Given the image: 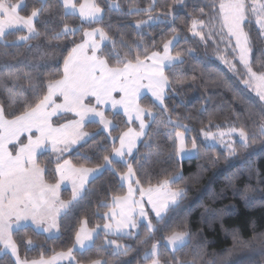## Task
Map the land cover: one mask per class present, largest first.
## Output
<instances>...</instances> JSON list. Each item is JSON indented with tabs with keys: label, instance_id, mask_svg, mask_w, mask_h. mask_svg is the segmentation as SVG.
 <instances>
[{
	"label": "snow or ice",
	"instance_id": "obj_1",
	"mask_svg": "<svg viewBox=\"0 0 264 264\" xmlns=\"http://www.w3.org/2000/svg\"><path fill=\"white\" fill-rule=\"evenodd\" d=\"M59 2L62 3L66 15L78 12L79 17L89 24L101 23L103 20L104 9L96 0H84L79 6L74 0ZM174 2L183 4V0ZM25 7L24 0H0V43L5 49L19 47L23 42L30 52H34L35 56L43 60L47 52L41 46L29 43L30 41L41 37L49 42L60 40L81 30L64 24L60 31H56L54 27L48 26L51 22H45L44 31H41L37 28L36 21L45 14L52 15L56 4L40 0L39 7H33L28 15H21ZM120 7L118 0H110V9ZM164 7L168 10L163 15L171 17V23L174 24L177 19L174 5ZM209 7L215 9L214 15H208L201 9L199 16L191 19L189 31L205 43L219 36L217 46L219 43H225L224 54L219 58L229 64L232 70H236V65L228 60V55L238 60L249 76L245 83L252 84L254 81L259 101L264 102V71L253 70L254 49L250 31H246V28L250 29L255 25L259 36L264 38V0H219L218 9L215 3ZM155 9L156 0H152L147 8L135 9L137 13L147 16V19L136 21V29H142L154 22H168L159 15L154 16ZM206 15L207 20L204 18ZM205 29H208L207 33ZM20 32L26 34L18 35L13 41L7 40L8 36ZM178 39V36H174L165 41L162 54L159 51L149 53L147 46L141 51L140 43L128 44L123 39L118 42L112 39L104 28L96 27L83 31L82 42L75 44L63 57L62 71L50 73L46 79L34 75V72H39V64L33 65V71L17 69L0 73V87L8 94V106L18 104L21 109L17 114L15 111H7L5 105L0 104V245L3 246L0 247V253L9 251L16 258L15 264H55L58 259L64 258L71 264L75 260L74 248L78 246L83 252L94 246L101 231L106 237H133L139 236L143 227L146 229V236L141 243H147L157 229L144 207L145 197L158 221L165 220L169 213L176 211L185 190L173 189L172 185L182 181L183 176L177 174L155 186L149 182V186L145 188L136 178L137 173L133 165L128 163L125 157L133 156V150L138 151L137 140L148 135L145 130L149 124H146L145 118H151L152 122H155V113L151 108L142 107L139 103L141 90L147 89L163 111H167L164 103L167 93L176 91L177 87L185 82L186 77L182 73H179V78L176 79H170L166 74V71L173 72L184 63L180 51H176L175 55L171 54L174 41ZM133 47L136 49L134 55ZM260 55L264 56V51L260 52ZM112 60H115V64L111 63ZM261 68H264V64H261ZM21 80L28 81V89L18 93L16 86ZM9 82L12 87H9ZM23 91H31L32 97H25ZM109 107L113 110L122 109L128 126L126 131L111 137V153L103 156V160L109 167L118 162L125 164L127 172L121 175V179L128 181L127 194L113 195L111 204L101 202L100 206L108 209L102 214V219L106 222L88 229L87 221H82L80 229L75 233L73 247L68 248L66 252L56 253L50 259L41 256L38 260H21L18 244L13 238L14 224L19 230L27 227L26 222L30 220L37 228L46 224L44 232H50L52 229L59 231L57 218L61 209L68 206L59 200L60 184L65 180L72 181L75 200L89 175L101 171V167H77L67 159L62 160V155L86 137L94 135L83 131L86 122H98L105 130L115 127L106 116L105 110ZM115 114L118 115L119 112ZM259 115L260 122H253L257 131L249 132L243 126L231 124L224 128L221 125H213L209 119V126L202 128L201 134L205 141H212L213 145L217 142L221 144L229 157H236L237 144L240 149H248L258 138L264 137V108ZM136 121H139L138 130L131 127ZM213 126L216 128L215 132L212 131ZM164 127L172 128V132L165 136V140L171 142L172 152L169 154V160L172 156L183 159L199 155L196 138L191 139L189 147L186 142L188 126L180 123L179 118L173 120L169 117ZM233 136H238L239 140H233ZM146 147H153L151 138ZM48 150L56 154L54 174L58 175V179L55 183L48 182L47 164L42 167L39 159V156ZM163 152L164 148L157 144L155 152L151 155L159 161ZM242 171H247L249 176L256 175L258 183H264V179H259L260 174L251 165ZM238 175L239 173H234L230 183ZM252 191L249 186H245L241 194L251 201L254 199L249 196ZM137 192L139 199L135 198ZM223 211L225 210H221ZM211 216L216 219L218 213L213 212ZM144 221L146 223H143ZM191 238L192 234L185 222L169 231L160 241L152 243L150 250L144 252L143 260H150L151 264H198L195 257L186 261L176 256L178 251L188 245ZM27 244L33 245V240L29 238ZM105 247H113V253L118 256H127L133 250L130 245H121L115 239L105 240ZM167 249H171V258L164 261L161 259V251ZM88 264L110 262L90 259Z\"/></svg>",
	"mask_w": 264,
	"mask_h": 264
},
{
	"label": "trees",
	"instance_id": "obj_2",
	"mask_svg": "<svg viewBox=\"0 0 264 264\" xmlns=\"http://www.w3.org/2000/svg\"><path fill=\"white\" fill-rule=\"evenodd\" d=\"M48 2L56 4V7L52 15L45 14L38 18L36 25L39 30L44 31L45 22H51L48 26L54 27L56 31H60L64 24L74 27L81 23L77 15L65 14L59 0ZM96 2L104 9V14L102 22L94 24L104 28L109 36L118 42L121 39L128 44L138 42L141 44V51L147 46L150 53L160 50L163 43L173 35L179 37L171 52L175 55L176 51H180L184 63L173 72L166 71V74L170 79H176L179 78V73H182L186 77L185 82L177 87L176 91L167 93L164 102L167 111H163L162 107L148 96L141 98L140 103L155 113V122H148L149 127L145 130L148 135L139 141L138 151L135 150L127 162L133 165L137 173L136 178L141 181L143 187H148L149 182L155 186L166 178L182 175L183 180L177 181L172 187L183 188L185 195L176 211L169 213L165 220L158 221L145 205L149 219L157 229L147 243H141L146 236V229L143 227L139 236L133 237H106L101 231L94 246L83 252L73 250L75 260L71 264H88L90 259L107 260L110 264H146L148 261L143 260V255L151 248V244L160 241L169 231L185 222L192 238L187 246L176 253L178 258L187 261L195 257L198 264H264V183H258L256 175L249 176L247 171H242L251 165L260 174L259 179H264V137L258 138L248 149H240L237 144L236 157H229L227 151L220 146L204 144L201 138V129L209 126V119L213 125L227 127L231 124L243 126L249 132L257 131L253 122H260L259 113L264 108V102L259 101L258 96L243 83L246 77L243 65L234 60L232 55H228L236 65V70H232L216 58L225 47V43H219L217 46L219 36L205 43L189 31L191 19L199 16L201 9L208 15H214L215 9L209 6L215 3L218 9L219 0H183V4H176L174 0H156L153 15H159L168 22H154L142 29H136L135 23L137 20L147 19V16L137 13L135 9L147 8L152 0H118L120 9H110L107 0ZM25 5L21 15H28L33 7H39L40 0H25ZM165 5H174V14L177 17L174 24L171 23V17L163 15L168 10ZM208 15L204 17L206 20ZM92 24H84L83 27ZM78 29L81 30L75 35H68L60 40L49 42L41 37L30 41L29 43L39 45L47 52L43 60L35 56L34 52H30L23 42L19 47L7 49L0 43V73L17 69L33 71L34 64L40 65L39 72H34V75H39L41 79H46L50 73L57 70L62 71L63 57L82 37V28ZM246 31H250L254 49L253 70L264 71V68H261L264 56L260 55V52L264 51V40L259 36L255 25L250 29L246 28ZM23 33L8 36L7 40L13 41ZM135 51L133 47V55ZM111 63L115 64V60ZM9 87H12L11 82ZM25 89H28V81L21 80L16 86V91L19 93ZM23 95L32 97L31 91H23ZM0 104H4L9 112L15 111L19 114L21 111L18 104L8 106V94L3 87H0ZM114 116L118 117L121 124L111 129V136L104 131H98L86 141L77 144L63 158L76 166L101 167V171L87 182L82 194L72 200L60 214L59 233L48 236L30 225L19 230L14 229L13 238L18 244L21 260L30 261L67 251L75 243V233L82 220H86L87 225L92 228L102 224V214L108 209L101 207V202L110 204L113 195L122 196L126 193L125 184L119 177L127 170L125 164L118 162L109 167L103 160V156L111 153V137L117 134V128L125 125L121 121L120 113L113 114ZM169 117L173 120L179 118L180 123L188 126V140L196 138L199 155L181 160L175 156H172L171 160L168 159L172 148L171 142L166 141L165 136L172 132V128L164 127V124ZM96 125L93 123L89 127L93 129ZM214 130L216 128L213 126L212 131ZM149 138L153 143L152 148L146 147ZM157 144L164 148L159 161L151 155L155 152ZM48 161L45 158L40 159L42 167L47 164L46 179L53 182L55 163ZM234 173L239 175L230 183ZM245 186L253 190L249 194L254 197L251 201L241 194ZM62 198L70 200L68 189H63ZM213 212L218 213L216 219H212ZM29 238L33 240L31 246L27 244ZM107 239H115L121 245H130L133 250L127 256L115 255L114 246L105 247ZM170 258V250L161 251L162 260L167 261ZM0 264H15V259L9 252H2Z\"/></svg>",
	"mask_w": 264,
	"mask_h": 264
},
{
	"label": "rangeland",
	"instance_id": "obj_3",
	"mask_svg": "<svg viewBox=\"0 0 264 264\" xmlns=\"http://www.w3.org/2000/svg\"><path fill=\"white\" fill-rule=\"evenodd\" d=\"M24 2H25V0H24ZM74 2L77 3V6H79V4H80V3H83L84 0H74ZM107 2H108V6H109V2H110V0H107ZM74 15H77V16L79 17V13H78V12L74 13ZM79 18H80V17H79ZM80 20H81V23L73 27V28H76V29H78V28H82V37L79 39V41H78L76 44L82 42L83 31H90L92 28L99 27L98 25H96V24H94V23H93L91 26H84V27H83L84 24H89V23H88L87 21L82 20L81 18H80ZM218 27H219V25L217 26V28H218ZM205 31L207 32L208 29H206ZM191 33H192V32H191ZM23 34H26V32H24ZM20 35H22V34H20ZM174 36H177V35H173V37H174ZM173 37H171V38H169V39H167V40H170V39H172ZM16 38H17V37H16ZM15 40H16V39H15ZM167 40H166V41H167ZM263 40H264V38H263ZM233 41H234V40H233ZM175 42H176V41H174V43H175ZM74 46H75V45H73V47H74ZM224 48H225V47H223L222 50H221V52L218 53V54L216 55V58H218V60H219L220 62H222L224 65H226L228 68H230V65H229V64L224 63V62L219 58L221 55L224 54ZM155 51H159V52H161V54H162V52H163V45L161 46V49H160V50H155ZM171 54H172V52H171ZM172 55H174V54H172ZM227 58H228V60H229L231 63H234L233 60H232L229 56H228ZM245 70H246V69H245ZM248 79H249V76H248V74H247V72H246V77H245V80H243V83H244V84H245L250 90H252V91L256 94V90H255V82L253 81L252 84H247V83H245V81L248 80ZM114 95H117V96H118L119 94H114ZM256 95H257V94H256ZM143 96H148L153 102H155L158 106H160V105H159V102H157V101L154 100V98H153V97L151 96V94L147 91V89H142V90H141L139 103H140V100H141V98H142ZM140 105H141L142 107H144L141 103H140ZM160 107H161V106H160ZM107 111H110V112H107ZM117 111L122 115L121 121H123V122L125 123V125H124V127L117 128L118 131H117V134H116L115 136H118L121 132L126 131V130H127V126H128L127 123H126V122H127V117L124 116L122 109L113 110V109H111L110 107L107 108V109L105 110L107 118L113 122V124L115 125V127L120 126L121 123L118 121V119H117L118 117H117V116H114V117H113V114H115ZM150 120H151V118L146 117V118H145V122H146V124H148V122H149ZM61 122H63V121H61ZM93 123H96L97 125H96L95 128L92 129V128L89 127V125H93ZM138 126H139V121H136L134 124L131 125V127H133V128L136 129V130H138ZM115 127H114V128H115ZM224 128H227V127H224ZM111 129H113V128H110V129H108V130H105V129L103 128V126L100 125L98 122H86L83 131H84V132H87V133H91V134H95V133L98 132V131H104L107 135H109V132H111ZM180 130L183 131V129H180ZM215 131H216V130H214L213 132H215ZM111 134H112V133H111ZM92 136H93V135H92ZM115 136H113V137H115ZM90 137H91V136H90ZM90 137H86L84 141H86V140L89 139ZM142 138H143V137H141V138H139V139L137 140V145L139 144V141H140ZM201 138H202L204 144H206V145H213V142H212V141H205V140H204V137H203L202 134H201ZM191 139H192V138H190V140H188V132H187V133H186V142L188 143V146H189V147H190V141H191ZM233 140L238 141V140H239V137H238V136H233ZM82 142H83V141H81L80 143H82ZM80 143H79V144H80ZM116 143H117V146H119V141H117ZM214 145H217V146H220V147L223 148V146H222L221 144H219L218 142L215 143ZM76 146H77V145L72 146V148H71L70 151L63 153V155H62V160H63V158L66 157V155L69 154V153H70V152H71ZM135 150H136V149H134L133 152H134ZM192 156H193V155H192ZM39 157H40V159H41V158H45V159H48V160H52V161L55 163L56 154H54V153H52L50 150H48V151H46V152H43ZM177 158H178L179 160H181V158H179V157H177ZM125 159L127 160L128 157H125ZM67 160H68V159H67ZM77 167H78V166H77ZM87 168H97V167H87ZM126 171H127V170H126ZM96 174H97V173H92V174H90L89 177H88L87 182H88L90 179H92ZM57 179H58V175H55V180H54L53 182H50V183H55ZM87 182L84 184L83 189L85 188ZM63 189H68V190H69V193H70V200H65L64 198H62V191H63ZM83 189H81V190L77 193L76 198L82 194ZM58 196H59V200H60V201L65 202L67 205L70 204V203H68V202H71V201L73 200V184H72V181H71V180H65V181H63V182L60 184V188H59V190H58ZM64 209H65V208L61 209V213L63 212ZM61 213H60V214H61ZM59 217H60V215H59ZM59 217L57 218V221H59ZM138 219H139V218H138ZM82 221H85V220H82ZM82 221H81V222H82ZM22 223H24V222H22ZM26 223H27V225H30V226H32L33 228H35L36 230H40V231H43V228H44V227H47V225L44 224V225H42L40 228H37L36 225L32 224L30 220L27 221ZM80 226H81V224L79 225V227H80ZM79 227H78V228H79ZM87 227H88V229H92V227H89L88 225H87ZM14 229H15V224H14ZM77 231H78V230H77ZM43 232H44V231H43ZM44 233H45L46 235H48V236H55V235H57V234L59 233V231H57L56 229H52L50 232H44ZM0 247H3V246L0 245ZM148 250H150V249H148ZM167 250H168V249H167ZM5 252H9V251H5ZM9 253H10V252H9ZM57 253H60V252H57ZM0 254H1V253H0ZM10 254H11V253H10ZM55 254H56V253H54V254H52V255H50V256H48V257H43V258H44V259H50V258H51L53 255H55ZM143 256H144V255H143ZM13 257H14V256H13ZM14 259L16 260L15 257H14ZM38 259H40V258H35V260H38ZM32 260H34V259H32ZM30 261H31V260H30ZM63 263H64L63 259H58V260L55 262V264H63ZM65 263H66V262H65ZM146 264H149V263H146Z\"/></svg>",
	"mask_w": 264,
	"mask_h": 264
},
{
	"label": "crops",
	"instance_id": "obj_4",
	"mask_svg": "<svg viewBox=\"0 0 264 264\" xmlns=\"http://www.w3.org/2000/svg\"><path fill=\"white\" fill-rule=\"evenodd\" d=\"M125 160H126V159H125ZM126 161H127V160H126ZM126 172H127V171H126ZM126 172H125V173H126ZM123 174H124V173H123ZM121 175H122V174H121ZM121 175L119 176L120 179H121ZM121 181L125 184V187H126V193H125L124 195H126V194H127V191H128V181H127V180H122V179H121ZM145 188H146V187H145ZM173 189H175V188H173ZM135 198H136V199H139V198H140L138 192L136 193ZM110 204H111V202H110ZM145 205L151 210V205H149V204L147 203V198H146V197H145V200H144V207H145V209H146V206H145ZM66 208H67V207H66ZM66 208H65V209H66ZM65 209H64V210H65ZM64 210H63V211H64ZM107 211H108V210H107ZM152 213H153V212H152ZM153 215L155 216V213H153ZM105 222H106V221L104 220L103 223H105ZM103 223H102V224H103ZM143 223H146V221H144ZM102 224H101V225H102ZM80 227H81V226H80ZM80 227L78 228V230L80 229ZM87 228H88V227H87ZM133 231H134V230H133ZM74 249H75V250H79L78 246H77L76 248H74ZM168 250L171 251V249H168ZM64 252H66V251H64ZM63 261H64V263H65V262H69V260H68L67 258H64ZM72 262H73V261H72ZM147 263L151 264L150 260H148Z\"/></svg>",
	"mask_w": 264,
	"mask_h": 264
}]
</instances>
